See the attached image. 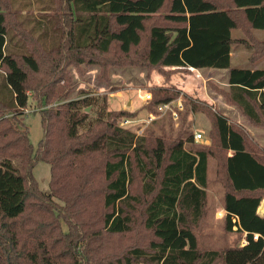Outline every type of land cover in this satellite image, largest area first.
Masks as SVG:
<instances>
[{
  "label": "trees",
  "instance_id": "16d2710c",
  "mask_svg": "<svg viewBox=\"0 0 264 264\" xmlns=\"http://www.w3.org/2000/svg\"><path fill=\"white\" fill-rule=\"evenodd\" d=\"M10 6L0 0V90L7 89L0 96V262L264 264V209L258 213L264 151L223 115L214 114L212 124L225 153V229L235 227L245 243L209 251L199 249L194 228L204 213L211 149L187 150L182 136L157 137L146 148L147 139L116 124L129 112L102 106L90 119L81 110L91 104L88 97L41 110L36 148L19 117L29 92L40 104L67 96L70 65H97L102 78L112 65L136 64L166 76L170 67L228 69L229 100L252 122L264 123V69L230 68L231 32L264 30V0H64L57 4L65 12L58 40L49 49L32 42L25 24L7 13ZM16 37L21 44L15 46L28 53L9 51ZM248 41L254 57H263L264 42ZM36 49L45 58L38 59ZM151 90L153 112L178 95L173 87ZM38 161L50 166L49 193L32 174ZM136 173L147 177L140 178L143 201L135 191ZM139 204L143 228L152 236L149 247H105L133 231Z\"/></svg>",
  "mask_w": 264,
  "mask_h": 264
},
{
  "label": "rangeland",
  "instance_id": "374dc122",
  "mask_svg": "<svg viewBox=\"0 0 264 264\" xmlns=\"http://www.w3.org/2000/svg\"><path fill=\"white\" fill-rule=\"evenodd\" d=\"M8 2V0H5ZM64 0H9L10 7L7 10L11 17L22 21L25 28L31 31L32 42L49 49L56 45L58 40L57 23L63 20L64 8L57 4ZM158 16V15H157ZM232 46L230 68L264 69V56L254 57L252 46L247 42L249 38H255L264 42V30H252L249 34L240 28L232 30ZM9 43V51L28 53L27 48H17L21 43ZM17 47H16V46ZM34 47V46H33ZM138 53L143 50L138 49ZM134 55V54H132ZM35 56L38 59L45 58L40 49H36ZM167 69V68H166ZM171 73L168 76L158 69L136 64L112 65L108 68L107 75L101 78L100 67L97 65H85L81 67L68 66L66 70L71 75L67 82L61 81V85H67V96L54 98L47 104L38 103L31 95L28 105L24 109L20 119L28 128V136L34 148L42 138V126L40 112L43 109L57 107L70 99L83 97L90 98L91 104L81 110L88 113L89 118L96 116L99 107L106 106V111L117 112L119 110L129 112L131 116H119L116 124L130 128L137 136L144 137L143 144L146 148L151 145V139L161 137L173 140L178 137L184 139V147L195 151L206 147L212 150L208 156L206 200L203 216L194 228L199 249L202 251L222 250L230 246H240L245 243L244 234L238 233L233 227L232 231L225 229L224 194L228 183L223 170L224 151L217 145L216 134L212 124V116L221 114L237 129H240L247 141L256 144L264 151V123H254L249 120L241 110L229 100V84L227 83L228 69H203L186 70L177 67L168 68ZM167 69V70H168ZM4 81L0 71V86ZM153 86L173 87L177 96L168 102V108L160 109L161 104H156L157 112H153L151 104ZM112 89H116L113 91ZM5 90V91H4ZM0 90V96L7 89ZM194 103V104H193ZM195 105V107H194ZM195 108V111L191 108ZM176 113V114H175ZM149 115L155 116L149 121ZM126 120L129 122L127 123ZM80 128L79 131H82ZM195 132L202 133L199 141L193 139ZM189 133L192 141L188 140ZM264 155V152L263 154ZM16 162V161H15ZM32 174L38 183L39 189L49 193L50 166L48 163L38 161L32 170ZM140 178L146 175L136 173L135 191L141 201L142 182ZM33 201H30L32 203ZM56 205L61 207L63 202L54 198ZM264 206V198L258 208L261 214ZM135 224L133 231L113 238L109 245L125 249L127 247H149L151 233L143 228V204L136 206L132 213ZM64 232L68 226L61 220ZM108 248V247H107ZM4 248L0 250V256L4 254ZM9 253L6 252L4 257ZM0 264H2L0 262ZM147 264V263H146Z\"/></svg>",
  "mask_w": 264,
  "mask_h": 264
},
{
  "label": "built area",
  "instance_id": "2783aa9c",
  "mask_svg": "<svg viewBox=\"0 0 264 264\" xmlns=\"http://www.w3.org/2000/svg\"><path fill=\"white\" fill-rule=\"evenodd\" d=\"M165 108H166V109L168 108V103H163V104L161 105V107H160L161 110H162V109L164 110ZM175 114H176V113H175ZM154 117H155V116H153V115H149V121L152 120ZM126 122L128 123L129 121L126 120ZM201 138H202V133H200V132H195V133L193 134V139H194L195 141H199Z\"/></svg>",
  "mask_w": 264,
  "mask_h": 264
},
{
  "label": "crops",
  "instance_id": "0c3cea01",
  "mask_svg": "<svg viewBox=\"0 0 264 264\" xmlns=\"http://www.w3.org/2000/svg\"><path fill=\"white\" fill-rule=\"evenodd\" d=\"M191 70H193V71H195V70H197L198 71V69H195V68H190ZM256 69H259V68H256ZM251 70H254V69H251ZM263 208H264V206H263ZM263 211V210H262Z\"/></svg>",
  "mask_w": 264,
  "mask_h": 264
},
{
  "label": "water",
  "instance_id": "95a60500",
  "mask_svg": "<svg viewBox=\"0 0 264 264\" xmlns=\"http://www.w3.org/2000/svg\"><path fill=\"white\" fill-rule=\"evenodd\" d=\"M264 209V208H263Z\"/></svg>",
  "mask_w": 264,
  "mask_h": 264
}]
</instances>
